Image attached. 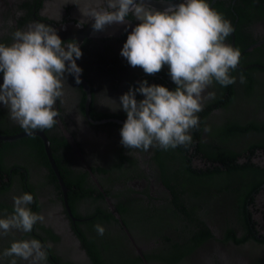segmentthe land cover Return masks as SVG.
<instances>
[{
	"label": "flooded vegetation",
	"instance_id": "obj_1",
	"mask_svg": "<svg viewBox=\"0 0 264 264\" xmlns=\"http://www.w3.org/2000/svg\"><path fill=\"white\" fill-rule=\"evenodd\" d=\"M97 2L0 0V43L40 22L83 53L80 83L65 73L53 128L29 135L0 103V218L25 192L45 217L30 233L0 236V253L34 238L45 246L44 264H264V0H206L233 26L225 43L240 50L236 82L207 89L215 97L204 101L190 145L147 151L121 144L127 116L110 108L113 100L143 80L176 85L167 65L147 75L121 56L138 20L93 29L81 11ZM149 2L163 10L170 0Z\"/></svg>",
	"mask_w": 264,
	"mask_h": 264
},
{
	"label": "clouds",
	"instance_id": "obj_2",
	"mask_svg": "<svg viewBox=\"0 0 264 264\" xmlns=\"http://www.w3.org/2000/svg\"><path fill=\"white\" fill-rule=\"evenodd\" d=\"M81 13L94 19L92 27L96 31L113 24L128 25L129 17L138 20L123 44L121 56L147 75H155L167 65L176 85L169 90L143 80L121 95L119 103L112 99L116 106L110 108L122 109L127 116L120 130L121 144L144 151L153 146L168 150L190 145V130L200 125L198 113L204 101L215 97L207 89L214 82L225 87L236 82L231 73L240 63V50L225 43L234 31L231 22L206 0H181L176 4L170 0L163 10L153 7L149 0H98ZM86 22L83 19L78 26ZM12 38L10 45L0 43V103L10 119L32 135L57 123L55 105L64 94L65 73L80 83L83 70L76 61L83 53L75 40L65 43L56 29L40 22L15 30ZM240 82H245L243 75ZM137 93L143 99L137 100ZM205 131L210 129L205 127ZM33 201L28 192L13 197L12 214L0 218V236L13 229L30 233L35 224L44 221L43 214L29 207ZM96 230L99 235L105 231L101 225H96ZM8 257H14L9 264H17L15 258L44 264L47 252L38 239L17 240L0 253V260Z\"/></svg>",
	"mask_w": 264,
	"mask_h": 264
},
{
	"label": "water",
	"instance_id": "obj_3",
	"mask_svg": "<svg viewBox=\"0 0 264 264\" xmlns=\"http://www.w3.org/2000/svg\"><path fill=\"white\" fill-rule=\"evenodd\" d=\"M105 29H107V28L105 27ZM105 29H104V30H105ZM83 30L86 31V32H87V31L90 32V31H92L93 29H92V28H84ZM44 145H45L46 152L49 153V152H48V145H47V142H46L45 139H44ZM49 159H50V162H51L52 166L54 167L51 158H49ZM57 177L59 178V176H57ZM59 179H60V178H59Z\"/></svg>",
	"mask_w": 264,
	"mask_h": 264
}]
</instances>
